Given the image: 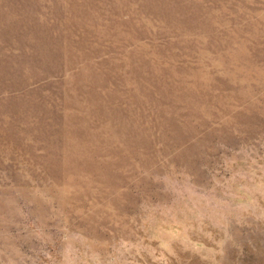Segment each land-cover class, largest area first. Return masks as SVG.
<instances>
[{
    "label": "rangeland",
    "instance_id": "374dc122",
    "mask_svg": "<svg viewBox=\"0 0 264 264\" xmlns=\"http://www.w3.org/2000/svg\"><path fill=\"white\" fill-rule=\"evenodd\" d=\"M0 264H264V0H0Z\"/></svg>",
    "mask_w": 264,
    "mask_h": 264
}]
</instances>
